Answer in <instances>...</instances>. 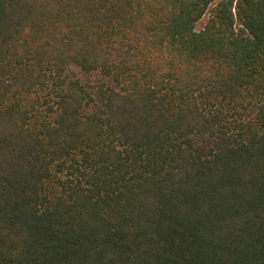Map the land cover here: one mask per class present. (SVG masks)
<instances>
[{"label": "trees", "instance_id": "trees-1", "mask_svg": "<svg viewBox=\"0 0 264 264\" xmlns=\"http://www.w3.org/2000/svg\"><path fill=\"white\" fill-rule=\"evenodd\" d=\"M0 264H264V0H0Z\"/></svg>", "mask_w": 264, "mask_h": 264}, {"label": "rangeland", "instance_id": "rangeland-1", "mask_svg": "<svg viewBox=\"0 0 264 264\" xmlns=\"http://www.w3.org/2000/svg\"><path fill=\"white\" fill-rule=\"evenodd\" d=\"M201 25V22L197 25V28L199 27ZM76 73L77 72V70H75V69H72V71H71V73ZM77 76H78V74H77ZM79 77V76H78ZM97 75H95V74H91V75H88V76H81L80 77V79L83 81V82H85V83H87V84H89V85H94V82H97L96 80H97Z\"/></svg>", "mask_w": 264, "mask_h": 264}]
</instances>
